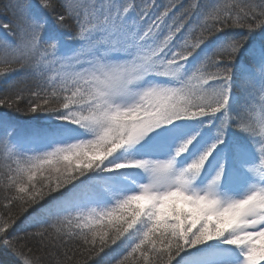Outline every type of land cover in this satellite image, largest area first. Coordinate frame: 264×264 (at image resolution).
<instances>
[{
    "label": "snow or ice",
    "instance_id": "1",
    "mask_svg": "<svg viewBox=\"0 0 264 264\" xmlns=\"http://www.w3.org/2000/svg\"><path fill=\"white\" fill-rule=\"evenodd\" d=\"M0 29V109L46 117L0 115L16 264H264V0H0Z\"/></svg>",
    "mask_w": 264,
    "mask_h": 264
},
{
    "label": "trees",
    "instance_id": "2",
    "mask_svg": "<svg viewBox=\"0 0 264 264\" xmlns=\"http://www.w3.org/2000/svg\"><path fill=\"white\" fill-rule=\"evenodd\" d=\"M159 3H167V0H158ZM179 2V0H178ZM212 0H183L185 6L189 3H200L202 6L211 3ZM218 2H225V0H218ZM230 2V0H229ZM5 35L3 29H0V37ZM19 77H11L10 80H18ZM10 82V81H8ZM6 83L4 80H0V90L6 87ZM258 99V98H257ZM23 107V106H22ZM257 114L259 112V104L256 105ZM7 113L9 119L16 121L21 126L26 125H36V124H43L46 121V117L43 114H31L26 111L24 112H16V111H9L7 109H0V115ZM243 134L237 132L235 129H229L226 132V140L231 138H242ZM250 148V145H249ZM111 256H119L116 253H110L109 257H106L105 260H109ZM0 264H16V258L13 257L10 253H8L4 249H0Z\"/></svg>",
    "mask_w": 264,
    "mask_h": 264
},
{
    "label": "rangeland",
    "instance_id": "3",
    "mask_svg": "<svg viewBox=\"0 0 264 264\" xmlns=\"http://www.w3.org/2000/svg\"><path fill=\"white\" fill-rule=\"evenodd\" d=\"M46 122V121H45Z\"/></svg>",
    "mask_w": 264,
    "mask_h": 264
}]
</instances>
